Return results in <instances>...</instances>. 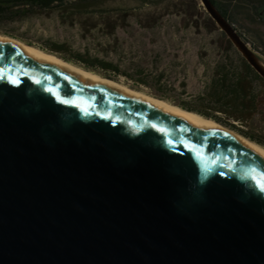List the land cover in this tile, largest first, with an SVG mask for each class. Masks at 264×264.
Returning <instances> with one entry per match:
<instances>
[{
    "label": "water",
    "instance_id": "obj_1",
    "mask_svg": "<svg viewBox=\"0 0 264 264\" xmlns=\"http://www.w3.org/2000/svg\"><path fill=\"white\" fill-rule=\"evenodd\" d=\"M0 264H264V158L0 40Z\"/></svg>",
    "mask_w": 264,
    "mask_h": 264
},
{
    "label": "rangeland",
    "instance_id": "obj_2",
    "mask_svg": "<svg viewBox=\"0 0 264 264\" xmlns=\"http://www.w3.org/2000/svg\"><path fill=\"white\" fill-rule=\"evenodd\" d=\"M196 1L197 4L194 0H184L186 5H183V9L188 8L190 14L174 11L171 5L168 9L162 6L142 7L146 10L143 15L144 23L151 19L150 14L154 18L149 21L153 24L147 28L140 25L134 17L133 9L141 7L134 0H109L110 5L127 11L125 19L113 14L109 21L90 16L83 17L82 21L76 17L62 20L53 12L25 20L17 24L14 30L36 44H43L45 39L64 43L70 51H87L91 55L115 61L129 71H133L136 64L141 65L151 76L163 71L162 82L169 89L167 93L170 98L193 99L195 95L203 92L212 74L213 65L222 53L227 50L234 53V49L237 51L227 36L222 35L200 0ZM232 22L240 26L250 39L255 33L248 27L258 28L264 39L263 24L240 22L238 16L232 18ZM259 45L264 50V43ZM155 53L160 56L154 59ZM180 81L185 82L184 87ZM133 82L132 79L120 76L118 83L130 87L128 83ZM140 87L146 91H154L153 85ZM251 120L255 127L264 131L263 123L257 118Z\"/></svg>",
    "mask_w": 264,
    "mask_h": 264
},
{
    "label": "trees",
    "instance_id": "obj_3",
    "mask_svg": "<svg viewBox=\"0 0 264 264\" xmlns=\"http://www.w3.org/2000/svg\"><path fill=\"white\" fill-rule=\"evenodd\" d=\"M140 8H134V17L143 27H150L149 21L144 23V6H162L168 9L172 6L174 11L190 14L184 0H134ZM223 16L232 25V18L239 17L240 22H257L264 25V0H211ZM197 4V1L194 0ZM185 10V11H184ZM55 12L64 20L66 17H76L82 21L85 16L95 17L101 21H109L111 15L125 19L128 15L125 9L110 5L109 0H0V34L16 38L26 44L34 45L43 51L57 55L65 61L78 65L86 70L97 73L103 77L120 81V76L134 80L128 83L136 90L169 101L183 109L196 112L204 117L213 119L221 125L228 127L246 138L264 146V131L255 127L251 119L257 118L264 124V78L234 49V53L227 50L214 63L212 74L202 93L193 99L174 100L169 97V89L162 82L164 72L160 71L155 76L149 75L141 65L136 64L133 71L120 67L119 63L87 51H70L64 43L45 39L43 44H36L19 33L14 28L17 24L43 15ZM156 17V16H155ZM153 18V19H152ZM240 27V26H239ZM234 28V27H233ZM241 28V27H240ZM254 31V36L239 35L249 43L264 59V50L259 43L263 42V35L258 28L248 27ZM235 29V28H234ZM242 29V28H241ZM222 35L225 36L224 32ZM230 47H233L230 44ZM160 56L158 53L153 55ZM184 87L185 82L180 81ZM153 85L154 91H146L140 86Z\"/></svg>",
    "mask_w": 264,
    "mask_h": 264
},
{
    "label": "bare ground",
    "instance_id": "obj_4",
    "mask_svg": "<svg viewBox=\"0 0 264 264\" xmlns=\"http://www.w3.org/2000/svg\"><path fill=\"white\" fill-rule=\"evenodd\" d=\"M0 40H4L8 43H11V44H14L18 47H21L31 57L38 58V59L50 60L52 62L59 64V65L65 66L70 72L88 75L91 78H93L94 80H96L97 82H99V83H101V84H103V85H105V86H107V87H109L115 91L138 95V96L142 97L145 100H148L149 102L153 103L154 105H156L158 107H161L163 109L181 114L182 116H184L188 120L202 123L205 126L209 127L210 129L214 130L219 135H221V136H223V137H225L231 141H236L238 143L243 144L246 147L251 148L256 154H258L260 157L264 158V146L246 138L245 136L237 133L236 131H234L228 127H225V126L219 124L218 122L214 121L213 119L204 117V116H202L196 112L183 109L180 106L173 105L171 103L162 101L161 99H158L154 96L146 94L142 91L130 88L127 85H123L121 83L109 80V79H107V78H105V77H103L97 73L86 70L82 67L74 65L73 63L71 64V63L65 61L64 59H62L60 57L49 54V53L44 52V51L37 49L35 47H32V46L16 39V38L0 34Z\"/></svg>",
    "mask_w": 264,
    "mask_h": 264
},
{
    "label": "built area",
    "instance_id": "obj_5",
    "mask_svg": "<svg viewBox=\"0 0 264 264\" xmlns=\"http://www.w3.org/2000/svg\"><path fill=\"white\" fill-rule=\"evenodd\" d=\"M232 26L235 28L236 31L244 34V31L238 25H236L235 23H232ZM247 44L249 45V43H247Z\"/></svg>",
    "mask_w": 264,
    "mask_h": 264
}]
</instances>
